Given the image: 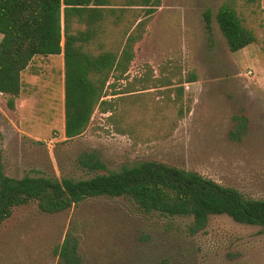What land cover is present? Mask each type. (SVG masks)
Here are the masks:
<instances>
[{
	"label": "rangeland",
	"instance_id": "374dc122",
	"mask_svg": "<svg viewBox=\"0 0 264 264\" xmlns=\"http://www.w3.org/2000/svg\"><path fill=\"white\" fill-rule=\"evenodd\" d=\"M225 2L257 38L237 52L216 20ZM142 15L132 7L109 24L102 49L121 50ZM135 52L129 71L105 87L111 109L96 108L72 139L63 54L35 56L16 109L0 94L5 173L80 180L155 160L264 198V0H162ZM67 240L70 260L61 256ZM0 264H264V227L212 215L196 231L192 216L146 212L125 197L89 198L58 213L32 202L4 222Z\"/></svg>",
	"mask_w": 264,
	"mask_h": 264
},
{
	"label": "trees",
	"instance_id": "16d2710c",
	"mask_svg": "<svg viewBox=\"0 0 264 264\" xmlns=\"http://www.w3.org/2000/svg\"><path fill=\"white\" fill-rule=\"evenodd\" d=\"M255 2V0H248ZM0 0V94L8 96L10 109L22 92V74L35 56L62 55L65 66V135L80 136L100 107L112 74L117 78L130 69L136 44L162 0ZM132 7L143 10L142 19L125 33L121 50H104L108 25H118ZM204 23L213 31V12L206 9ZM217 23L231 52L257 41L252 29L231 2L216 13ZM97 45L100 50L96 51ZM194 81V80H191ZM121 93V92H120ZM92 167V166H91ZM131 198L146 212L192 216L194 230L207 226L212 215H228L236 222L264 227V198L248 197L239 189L223 186L196 171L151 160L88 179L8 176L0 149V231L14 209L37 202L46 213L63 212L89 198ZM69 240L61 256L70 257ZM76 248V245H75Z\"/></svg>",
	"mask_w": 264,
	"mask_h": 264
},
{
	"label": "crops",
	"instance_id": "0c3cea01",
	"mask_svg": "<svg viewBox=\"0 0 264 264\" xmlns=\"http://www.w3.org/2000/svg\"><path fill=\"white\" fill-rule=\"evenodd\" d=\"M1 39H2V35H1ZM3 95V94H2ZM21 95H22V92H21ZM21 95H20V97H21ZM20 97L17 99V100H19L20 99Z\"/></svg>",
	"mask_w": 264,
	"mask_h": 264
}]
</instances>
